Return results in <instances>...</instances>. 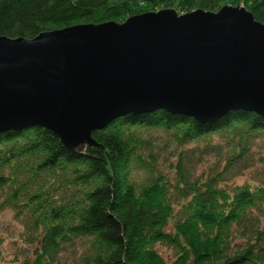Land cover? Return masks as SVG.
I'll list each match as a JSON object with an SVG mask.
<instances>
[{
    "label": "trees",
    "instance_id": "trees-1",
    "mask_svg": "<svg viewBox=\"0 0 264 264\" xmlns=\"http://www.w3.org/2000/svg\"><path fill=\"white\" fill-rule=\"evenodd\" d=\"M226 2L264 23V0H0V37ZM91 137L77 152L42 127L0 132V212L19 227L7 264H264L263 116L236 110L201 123L160 109L118 117ZM161 148L174 156L171 174ZM193 155L212 157V167L197 171ZM256 164L250 181L230 183Z\"/></svg>",
    "mask_w": 264,
    "mask_h": 264
},
{
    "label": "water",
    "instance_id": "water-1",
    "mask_svg": "<svg viewBox=\"0 0 264 264\" xmlns=\"http://www.w3.org/2000/svg\"><path fill=\"white\" fill-rule=\"evenodd\" d=\"M160 109L201 123L264 117V23L243 6L167 8L0 37V132L42 127L79 152L93 130Z\"/></svg>",
    "mask_w": 264,
    "mask_h": 264
},
{
    "label": "rangeland",
    "instance_id": "rangeland-1",
    "mask_svg": "<svg viewBox=\"0 0 264 264\" xmlns=\"http://www.w3.org/2000/svg\"><path fill=\"white\" fill-rule=\"evenodd\" d=\"M223 6L236 7V5L230 4L228 2H226L225 4H222L221 7H223ZM237 6H242V5H237ZM163 9H165V8L158 7L156 9H150L148 12H158V11L163 10ZM168 9H170V8H168ZM173 9L178 11L176 8H173ZM178 13L181 14L179 11H178ZM156 142L158 144H160L162 142V140L157 139ZM196 145H197V142H191V143L187 144L186 147L192 148V147H195ZM199 145L202 146L203 143L199 142ZM161 146L162 145H159V147H161ZM257 148H260V150L262 152H264V140H260L259 142H257ZM170 151L173 153V147L170 148ZM157 152L160 154V157H159L160 158L159 159L160 167L164 171H167L169 174H171L172 169L169 168L168 164L174 158V156L171 157L169 151H164L163 148H161ZM193 157L194 158H193V160L191 159V163H194V164L198 163L196 165L197 171H200L201 169H208V168L212 167V165H213L214 159L212 157H209L208 159H207V157H203L202 161L197 160L196 155H193ZM206 159H207V161H206ZM257 169H258V165L256 164L255 166H253V168H250V169L244 171L243 175L237 176V177H234L233 179H231L230 183H242L245 181H250L252 179V177L255 176V172L257 171ZM0 229H3L4 231H9V233L4 232L5 241H4L2 248H1V250L4 251V254H3L4 257H3L2 261H0V264H7L12 259V256L10 255V252H11V244L10 243H12V242L10 240L12 238H16L14 236L16 235V231L19 229L18 225L13 220L11 212L8 210H4V211L0 212ZM157 248L164 255L172 254V250L165 245H158Z\"/></svg>",
    "mask_w": 264,
    "mask_h": 264
}]
</instances>
